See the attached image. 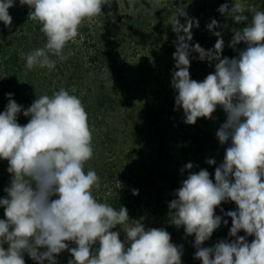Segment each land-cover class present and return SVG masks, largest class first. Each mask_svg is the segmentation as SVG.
<instances>
[{
    "label": "clouds",
    "instance_id": "clouds-1",
    "mask_svg": "<svg viewBox=\"0 0 264 264\" xmlns=\"http://www.w3.org/2000/svg\"><path fill=\"white\" fill-rule=\"evenodd\" d=\"M19 2L30 7L28 19L41 25L46 38L43 47L23 56L29 71L53 70L57 62L67 60L73 53L64 50L75 42L82 23L99 17L107 4V0ZM14 3L0 0V21L5 27L12 24L9 9ZM127 5L134 8L135 0H127ZM245 10L238 2L230 12L227 4L218 9L231 13L237 23L248 20ZM247 10L253 14L251 22L233 30L230 44L233 48L246 44L238 58H221L220 32L214 33L218 37L214 49L190 45L191 30L199 25L183 9L178 8L170 21L177 34L171 81L178 93L177 108L182 107L185 123L192 125L198 118H211L217 106L222 107L227 119L216 135L222 145L231 141L215 169V182L207 170L191 173L169 204L171 223L195 235L194 258L202 264H264V11ZM217 26L213 19L207 27ZM192 52L201 61H216L215 72L203 81L190 78ZM6 95L9 103L0 113V159L8 162L11 179L4 189L7 197L0 198L6 217L0 219V264H25V253L37 264H57L55 257L64 250L73 257L68 264H182V246L171 243L170 233L162 228L145 229L141 223L123 228L124 241L111 230L129 221L128 210L101 203L93 195L100 177L95 170H84L94 149L88 113L80 98L64 88L42 95L23 111L30 120L21 126L17 116L22 106L11 93ZM207 163L216 162L209 159ZM185 168L192 169L193 164ZM229 200L237 205V210L226 213L232 221L229 235L236 239L202 247L221 225L216 207ZM241 230L255 237L251 243L237 236ZM67 242L76 247L69 248ZM97 242L99 247L93 250Z\"/></svg>",
    "mask_w": 264,
    "mask_h": 264
},
{
    "label": "rangeland",
    "instance_id": "rangeland-1",
    "mask_svg": "<svg viewBox=\"0 0 264 264\" xmlns=\"http://www.w3.org/2000/svg\"><path fill=\"white\" fill-rule=\"evenodd\" d=\"M235 2L244 8L246 6V0H135V7L130 9L127 0H107V4L102 7V14L87 20V33L66 46L65 54L73 53L67 60L57 62L53 70L38 67L30 72L22 70L14 77L16 79L11 74L5 84L0 80V90L7 94L14 86L19 93L23 91L17 96V102L22 106V111L17 116V122L21 126L30 120V117L23 115V111L31 103L42 95L51 96L64 88L81 99L86 111L98 108L108 110L106 120L118 126L119 130L116 133L109 131L104 141L117 139L128 145L133 140L138 146L144 147V140L153 134L151 126H159L162 133L182 144V149L189 152L194 149L193 143H190L192 140H218L216 133L226 122L227 114L222 107L217 106L211 118H198L192 125L185 123L182 107L177 108L175 104L178 93L171 84L176 70L173 53L176 51L177 41V34L172 31L170 24L171 17L179 8L187 13L188 18L198 21L199 26L194 25L191 30L193 39L189 42L190 45L199 43L206 51L214 49L218 39L214 33L220 32L224 41L221 58H238V53L234 51L236 49L230 46L234 33L229 30L236 21L231 13L222 14L218 11L221 5L227 4L230 12ZM179 19L182 24L185 23L184 17ZM213 19L218 22V26L209 30L207 26ZM105 29H108L105 35L109 40L104 39L98 46L99 51L95 55L90 54L84 49V44H91V39L97 38ZM198 57L196 52L190 54V78L203 81L208 74L215 72L216 61H201ZM29 82L34 87H39L34 95L27 97L26 102L24 94L34 88H25ZM43 82H46L49 90L39 92ZM6 106L7 104L0 105V113L6 110ZM93 122L94 120H89V124ZM106 141L101 144H105L107 149L99 148L98 154L104 155H97L98 167L105 164L107 151L111 152ZM208 150L204 153L212 155V151ZM143 162L144 160L137 161L135 169L131 171L136 178L146 175L143 172ZM7 166L8 162L0 159V198L7 197L4 189L10 185L11 174L7 172ZM112 167L116 170L119 165L116 162ZM120 177L123 176H118L117 179ZM112 181L109 188H102L101 180L99 189L92 190L94 197L117 209L126 207L128 195L116 187L118 181ZM0 217L6 219L3 207H0ZM111 230L117 231V226ZM55 258L59 264L60 259L67 257L58 254ZM24 260L25 264H37L27 253L24 254ZM44 264L48 262L45 261Z\"/></svg>",
    "mask_w": 264,
    "mask_h": 264
},
{
    "label": "trees",
    "instance_id": "trees-1",
    "mask_svg": "<svg viewBox=\"0 0 264 264\" xmlns=\"http://www.w3.org/2000/svg\"><path fill=\"white\" fill-rule=\"evenodd\" d=\"M249 8L264 11V0H246V10L243 15L247 16L248 20L240 23L233 22L229 30L234 33L233 30H240L251 22L253 14L247 10ZM30 11L31 9L28 5H21L19 0H15L14 6L9 9V14L13 18L11 26L5 27L3 22L0 21V80L2 84H5L6 79H9L11 74L13 75V79H16L14 77L17 73H21L22 70L30 72L31 70L26 69V61L23 56H26L28 52L35 48L43 47L46 42L44 34L40 31L41 25L28 19ZM87 20L80 26L78 30L79 34L76 38H81L82 34L87 33L85 32L89 25ZM101 21H104V19ZM106 31L108 29H105L104 33L101 32L97 38L91 39V44H84V49L89 51L90 54L95 55L99 51V44L108 37L105 35ZM245 48L246 44L240 42L235 45L234 49L236 50L234 51L239 56L240 51ZM28 87L31 89L34 86L29 82L26 83L25 88ZM38 87L35 86L28 93L24 94L26 102L28 100L27 97L34 95L33 93L38 91ZM40 87L41 90L39 92L49 90L46 82H43ZM10 93L12 94L11 98L18 104L17 96L18 94H22L23 91L19 93L12 86ZM48 95L50 96V94ZM8 103L9 97L4 90H0V105ZM90 108L92 107L90 106ZM107 111L104 108L87 111L89 120H94L93 124H90L93 133L92 146L94 153L92 159L85 163L84 170L85 172L95 170L100 177V181L102 180V188H109L113 179L118 181L116 187L119 190H123V194L128 195L126 208L128 210L129 221L122 226L117 225V232L120 233L119 238L121 241L126 239V233L123 228L139 223L143 224L145 229L162 228L170 233L171 243L182 246V264H202L199 259L194 258L197 251L195 247V235H187L183 226L177 228L171 223L170 212L173 210H170L169 204L173 199L177 198L175 195L176 190L182 186V182L191 173L199 172L202 169L207 170L210 174V179L215 182V169L223 162L225 151L230 146L231 141L229 140L222 145L219 140L195 139L190 142L193 143L194 149L188 152L182 149V144L162 133L159 126H151L153 134L144 140V147L138 146L133 140L128 145L117 139L105 140L110 145L111 152L107 151L108 153L106 154L108 156L105 164L102 167H98L97 155H104L98 154L99 148L103 150L107 149L106 145L101 144V142H105L104 139H107L109 131L116 133L119 130L118 126L106 120ZM137 123L138 121L135 122V124ZM111 125H114L112 129H110ZM208 149L212 151V155L204 153ZM209 159H214L216 163L209 165L207 163ZM141 160H144L143 167L145 170L142 171L146 175L143 178H136L131 171L135 169L137 161ZM116 162L119 167L115 170L112 166ZM188 163L193 164L192 169L185 168V165ZM110 171L116 173H111ZM118 176L123 177L117 179ZM114 187L112 186V188ZM134 190H138V194H133ZM55 198L57 197H52V199ZM107 199L109 198L107 197ZM235 210H237V205L230 200L222 202L221 205L216 207L215 214L221 216V225L214 230L212 236L202 244V247H214L215 244L222 240L232 242L236 239V237L229 235L232 221L231 217L226 215L227 212ZM0 219L3 218L0 217ZM225 220L227 221L226 224L224 223ZM237 236H244L249 243L255 238L254 236H248L243 230L237 233ZM67 243L69 244V248L76 247L72 242ZM3 246L7 248V244ZM98 247L99 243L97 242V244L93 245V250ZM61 254L67 258L60 259L59 264H68L73 259L68 250H64L59 255Z\"/></svg>",
    "mask_w": 264,
    "mask_h": 264
}]
</instances>
